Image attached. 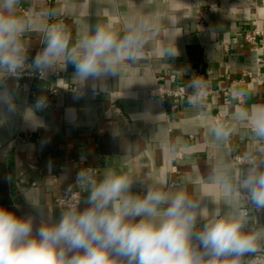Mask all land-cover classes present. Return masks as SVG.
Returning a JSON list of instances; mask_svg holds the SVG:
<instances>
[{
  "label": "crops",
  "instance_id": "obj_1",
  "mask_svg": "<svg viewBox=\"0 0 264 264\" xmlns=\"http://www.w3.org/2000/svg\"><path fill=\"white\" fill-rule=\"evenodd\" d=\"M18 11L32 19L24 35L29 63L45 47V29L53 23L66 27L72 43L102 25L112 24L122 35L125 25L137 19L157 23L137 62H125L116 76L102 82H74L71 64L21 85L14 79L5 82L16 95L18 110H0V206L34 217V228L41 216L28 201L58 218L55 198L75 183L83 167H98L100 175L106 169L128 174L134 192L142 193L157 180L194 195L204 190L213 197L205 201L211 208L223 195L209 183L218 164L243 168L234 156L264 146L234 118L243 107L264 104V84L242 86V103L215 95L175 110L170 100L152 93L158 86L175 85L170 75L177 84H188L190 75L201 71L224 83L228 76L256 71L257 53L240 34L256 27L264 31L261 0H21ZM161 45L175 47L179 54L159 55ZM260 55L264 57V42ZM260 70L264 74V65ZM41 95L47 96L48 107L38 113L43 126L34 128L23 110ZM219 113L231 135L218 140L210 129ZM256 215L264 224V213Z\"/></svg>",
  "mask_w": 264,
  "mask_h": 264
},
{
  "label": "clouds",
  "instance_id": "obj_2",
  "mask_svg": "<svg viewBox=\"0 0 264 264\" xmlns=\"http://www.w3.org/2000/svg\"><path fill=\"white\" fill-rule=\"evenodd\" d=\"M21 0H0V110L15 113L16 95L5 86L7 78L19 79L25 71L45 78L49 72L74 68V82H102L116 76L125 62L136 63L155 20L141 18L125 25L121 35L112 24L98 26L75 43L62 23L50 24L45 47L29 63L24 35L30 16L19 13ZM159 55H178L175 47L161 45ZM206 82L195 77L192 99L202 97ZM48 107L45 95L23 110L34 128L42 127L38 113ZM246 125L258 142H264V104L240 109L234 117ZM216 139L231 135L223 124L210 129ZM256 153L264 155V146ZM246 154L243 168L218 164L209 178L213 191L223 193L215 207L207 191L196 194L183 187L169 188L164 180L133 191V177L106 169L97 176L83 167L75 177L83 198L51 218L28 201L41 216H18L0 206V264H252L264 254V160ZM27 200V199H26ZM83 205V207H82Z\"/></svg>",
  "mask_w": 264,
  "mask_h": 264
},
{
  "label": "built area",
  "instance_id": "obj_3",
  "mask_svg": "<svg viewBox=\"0 0 264 264\" xmlns=\"http://www.w3.org/2000/svg\"><path fill=\"white\" fill-rule=\"evenodd\" d=\"M246 43L251 45L255 52L257 53L256 60L258 64V69L254 72L245 70L242 73L240 78H233L228 76L227 80L224 83L216 82L212 77L208 74L198 71L194 72L190 75L188 84H177L175 75H170V80L175 84L172 86H158L157 88L152 90V93L158 95L164 102L167 100L171 101L170 109L175 110L181 104L189 103L196 104L209 100L211 97L215 95H220L224 101L229 102L232 97H235L239 103L244 102L245 92L240 88L242 86H247L250 84L261 83L264 84V74L260 70V66L264 65V57L260 55L261 50L263 49V37L264 31L259 28H253L242 32L240 34ZM195 77H201L205 82L206 91L204 92L202 97H198L196 99H192L194 96L195 90L191 87V83ZM41 78L38 73L25 71V73L19 78H7L5 82L10 81L11 79L16 80L17 85H21L25 79H34ZM164 77H159L162 79ZM53 94L57 93V89H51ZM224 113H219L214 116V122L216 124H222L223 122L226 124L224 120ZM180 155V154H179ZM243 157L241 155H235L234 160L239 164H244ZM92 168L97 176L100 175V170L98 167L94 166H86ZM77 173L74 176V181ZM83 198L82 192L76 187L75 189H71L70 193L66 191V189H60L56 198L55 205L59 209H63L68 204L77 202ZM252 264H261L262 256H256L251 258Z\"/></svg>",
  "mask_w": 264,
  "mask_h": 264
},
{
  "label": "water",
  "instance_id": "obj_4",
  "mask_svg": "<svg viewBox=\"0 0 264 264\" xmlns=\"http://www.w3.org/2000/svg\"><path fill=\"white\" fill-rule=\"evenodd\" d=\"M264 3V0H261Z\"/></svg>",
  "mask_w": 264,
  "mask_h": 264
}]
</instances>
